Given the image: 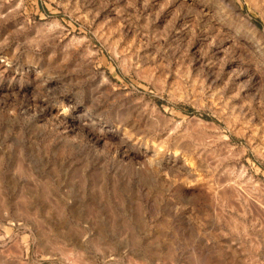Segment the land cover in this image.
Returning <instances> with one entry per match:
<instances>
[{"label": "rangeland", "instance_id": "obj_1", "mask_svg": "<svg viewBox=\"0 0 264 264\" xmlns=\"http://www.w3.org/2000/svg\"><path fill=\"white\" fill-rule=\"evenodd\" d=\"M0 264H264V0H0Z\"/></svg>", "mask_w": 264, "mask_h": 264}, {"label": "bare ground", "instance_id": "obj_2", "mask_svg": "<svg viewBox=\"0 0 264 264\" xmlns=\"http://www.w3.org/2000/svg\"><path fill=\"white\" fill-rule=\"evenodd\" d=\"M103 232V231H102ZM99 234H101V233H99ZM98 233H97V235H99ZM107 234V233H106ZM104 235V234H103ZM96 237V236H95ZM103 237V236H102ZM95 239H97V238H95ZM100 240V239H99ZM102 241H104V240H102ZM102 243V242H101ZM142 261V260H141Z\"/></svg>", "mask_w": 264, "mask_h": 264}]
</instances>
